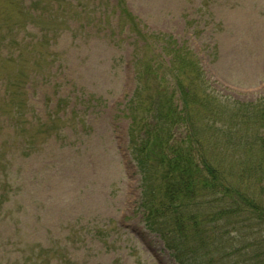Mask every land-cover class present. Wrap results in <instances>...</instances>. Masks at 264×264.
<instances>
[{
  "label": "rangeland",
  "instance_id": "rangeland-1",
  "mask_svg": "<svg viewBox=\"0 0 264 264\" xmlns=\"http://www.w3.org/2000/svg\"><path fill=\"white\" fill-rule=\"evenodd\" d=\"M141 33L156 36L152 45ZM163 36L195 54L203 75L193 81L208 82L228 118L242 113L238 103L264 97V0H0V69L19 75L13 119L60 137L38 138L45 142L28 159L24 189L0 207V260L13 242L32 243L39 257L67 235L79 264H178L145 226L129 151L131 101L156 97L159 78L172 87ZM207 116L199 126L214 139ZM231 131L253 144L221 168L264 192L263 129L245 114Z\"/></svg>",
  "mask_w": 264,
  "mask_h": 264
},
{
  "label": "trees",
  "instance_id": "trees-1",
  "mask_svg": "<svg viewBox=\"0 0 264 264\" xmlns=\"http://www.w3.org/2000/svg\"><path fill=\"white\" fill-rule=\"evenodd\" d=\"M174 59L178 64L172 69L170 90L162 77L157 96L147 104L131 101L130 132L142 179L144 223L162 236L179 264H264V233L257 231L264 227V192L257 185H248L249 179H233L232 172L221 168L222 161L234 151L242 152L253 144L251 140L242 143L244 138L231 131L245 114L253 125L263 129L260 151L264 150V97L238 103L235 106L242 113L233 117L228 113V118L226 111L215 109L226 102L212 94L206 82L196 84L189 76L194 72L191 60L178 52ZM11 74L5 75L0 69V100L6 107V112L0 114V165L4 169L0 172L1 208L9 200V192L24 189L28 159L43 149V140L37 139L47 131L44 123L31 132L33 120L24 127L13 119L11 113L19 111L13 100L12 106L8 103L14 91ZM177 94L181 106L175 101ZM207 113L210 131L218 129L214 139H209L208 132L199 126ZM220 147L223 151L219 154ZM252 225L253 231L247 230ZM13 247L0 264H79L69 255L67 237L53 248L42 246L39 257L32 256V243L13 242Z\"/></svg>",
  "mask_w": 264,
  "mask_h": 264
}]
</instances>
